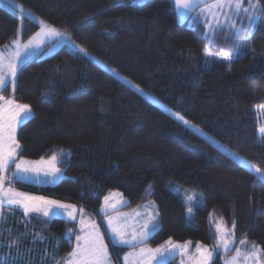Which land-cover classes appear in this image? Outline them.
Returning <instances> with one entry per match:
<instances>
[{"label": "trees", "instance_id": "obj_1", "mask_svg": "<svg viewBox=\"0 0 264 264\" xmlns=\"http://www.w3.org/2000/svg\"><path fill=\"white\" fill-rule=\"evenodd\" d=\"M10 2L67 34L103 63L62 46L44 58L31 57L17 70L15 91L8 84L0 92L32 109L31 119L17 129V159L56 156L62 171L54 184L13 181L14 188L75 205L100 225L98 209L111 192L127 200L124 210L152 202L160 226L143 243L152 248L171 240L215 249L221 224L237 244L248 240L264 249V179L247 166L264 170V144L257 131V110L264 106V26L259 21L247 39L254 51L222 63L211 61L212 54L236 52L238 41L245 40L243 29L252 22L237 18L239 31L206 37L204 23L192 20L197 9L179 23L173 0H145L139 6L130 0ZM4 4L0 47L15 40L26 43L39 24ZM106 67L183 116L198 132ZM169 183L203 196L205 205L195 209L192 224ZM6 219L13 230L26 225L44 237L45 242L30 235L20 243L28 264L29 249L34 264L55 251L50 264H56L74 248L78 226L73 221L57 217L47 222L19 210L7 211ZM125 248L111 251L116 263ZM217 252L214 264H222ZM166 264H179V258Z\"/></svg>", "mask_w": 264, "mask_h": 264}, {"label": "snow or ice", "instance_id": "obj_2", "mask_svg": "<svg viewBox=\"0 0 264 264\" xmlns=\"http://www.w3.org/2000/svg\"><path fill=\"white\" fill-rule=\"evenodd\" d=\"M130 2L134 6H139L143 4L144 0H130ZM200 3L204 4L202 14L205 10H208L210 13L204 23L205 27L211 30L212 36H215L219 32H224L227 36L232 34V30L239 31L240 25L237 24V18L241 21L247 19L252 22L248 24L246 29H243L246 32L245 40L251 36L254 23L259 21L261 26H264V0H212L211 3H207L206 0H199V2L197 0H175L176 8L183 9L185 13L194 11L196 7L200 6ZM213 21L215 22L213 23ZM41 24H44V22L41 21ZM225 29L228 31H225ZM63 36L64 33L58 31L55 27L45 25L36 34V37L29 40L27 44L21 46L20 41H15L16 50L11 57H8L5 62L6 58L0 56V92L6 89L8 76L12 77L13 91H15L16 77L18 75L17 64L24 53L33 47L39 48L46 37L50 39L52 37ZM73 46L78 48L80 53L88 55L84 47L78 44H74ZM252 51L254 50L247 48L240 54L246 56ZM223 59L231 61L232 57L228 52H225L223 53ZM113 71L115 72V70ZM125 83L130 84V81L125 80ZM137 91H142V89H139L137 86ZM31 113L32 109L30 105L17 103L14 98L0 94V209L4 205H11L13 206V210L15 208L21 209L25 217H29L32 213L42 214L48 218L47 222L60 217L62 213L59 210L62 209L64 210V215H67L70 220H75L77 210L74 205L64 204L57 200H48L43 196H33L24 192H18L12 187L13 181H27L30 178V173L35 174V182L37 183L41 182L39 179L41 172L44 176L53 178H56L60 173V169L55 167L56 156H53L51 161L48 162H45L43 159L35 162L20 159L17 162V150L21 148L17 140V128L31 119ZM176 115L177 119L182 120L185 125L190 124L183 116ZM257 131L259 133L260 143L264 144V124L259 126ZM232 155L235 156L236 154L233 153ZM13 163H15L16 172L8 175L7 173ZM252 167L264 179V170L255 165H252ZM6 184L8 185L7 187H5ZM104 201L105 204L102 206V210L107 207H115V204H110V197L105 196ZM80 211L82 212L83 209H80ZM188 211L191 213L192 209L189 208ZM2 216L3 212L0 210V217ZM108 226L113 233L111 237L113 244L118 242L120 245H132L134 241L138 244L144 243L147 237L158 229L159 223L156 220L155 214H149L143 225L144 230L139 234L133 233L131 240L126 238V234L121 231L120 227L114 226L112 217H108ZM91 227L92 231L90 232H84V227L81 228L82 234L76 235V246L68 254L70 259H65L63 264H110L107 246L103 243V237L100 234L99 227L95 224ZM71 231L72 229H69V232ZM217 232H221L219 226L217 227ZM37 238L44 239L43 237H39L38 234ZM218 240L222 243L224 251L227 252L231 246L227 234L218 236ZM58 243L59 241H57ZM189 243L173 244L169 240L166 242L167 247L161 245L155 249L142 248L138 254L140 256L139 264H153V261H157V264H163L160 258L171 256L177 250L182 257L181 264H185L183 257L188 253ZM240 243L243 245L246 244V241L241 240ZM8 247L10 250L15 249L18 257H24L25 253L22 251L18 241H12ZM196 251L199 255L189 256V264H214V256L218 255L216 249H208L202 244H197ZM28 253L29 264H34L30 258L31 249L28 250ZM241 256L244 264H249V262L251 264H264V249H259L255 245H253L252 251L245 252L243 255L241 249L237 248L236 255L231 260H226L225 264H239ZM11 260L12 257L10 255L8 258L0 259V264H11ZM50 260L55 261V251H53L50 258L45 253L42 264H50ZM125 260H127V256ZM56 264H61V262L57 261Z\"/></svg>", "mask_w": 264, "mask_h": 264}, {"label": "rangeland", "instance_id": "obj_3", "mask_svg": "<svg viewBox=\"0 0 264 264\" xmlns=\"http://www.w3.org/2000/svg\"><path fill=\"white\" fill-rule=\"evenodd\" d=\"M10 1L11 0H0V3H2V4L5 3L3 6H5L6 8H8L10 10H12L13 12H15L18 17H21V18L22 17H29V18H32L34 21H36L39 24V26H40V29H39L38 32H40L42 30V28L45 25H47L46 23L41 24L42 20H40L39 18L35 17L32 13H30L28 10H26L21 5L15 3V2L11 3ZM173 1H174V5H175V0H173ZM197 2H199V0H197ZM206 2L207 3H211L212 0H206ZM203 8H204V4L200 3V6L195 8V9H197V11H196V14L194 15V17L196 19H198L199 22H202V23L204 22L203 19H206L210 15L208 10H205V12L202 14V9ZM175 9H176L177 21L179 23L187 22L186 21L187 20V16L193 12L192 11L190 13H185L183 9L176 8V6H175ZM221 19H222V17H221ZM214 22L215 21H213V23ZM206 29L207 30L205 32V36L206 37L212 36L211 30L208 29V28H206ZM206 33H207V35H206ZM14 44H15V41H13L9 45L5 46L6 47V51L8 50V48L10 46H13ZM74 44H77V43L72 41L68 37L67 34H64L63 37H52L50 39L46 37V38H44L43 44H41L39 48H35V47L32 48V55L31 56H33L34 54H41L40 57L44 58L46 56H49V55L53 54L54 52H56L62 46H67V47L73 49L74 51H76L77 53H79L80 55L85 56L88 59H91L96 64H98L100 66H103V63H101L98 59H96L89 51H87L88 55H84V54L80 53L78 48H75L73 46ZM238 45L239 46L236 47V52H234V53L228 52L230 54V56L232 57V60L234 58H236L238 55H240L242 50H246L247 48H249V41H247V40L238 41ZM14 52L15 51L12 49L10 52L7 51L6 54L0 55V56L5 57L6 58L5 62H6L7 58L11 57V55ZM204 54H205V56H208L210 54V52L208 50H206V52ZM211 61H217V62H222V63L223 62H225V63H230L231 62L229 60L223 59V53H220V54L213 53ZM106 69L111 74H113L117 79L122 81L123 83H125V80L130 81V80L124 78L123 76L119 75V74L117 75V72H114L112 68L106 67ZM11 78H12L11 76H8L7 77V81L11 80ZM125 84L127 86H129L130 88H132L133 90H135L137 93L144 94L145 97L152 104L156 105L161 110H163V111H165L167 113L170 112V115L173 118H175L177 121H179L181 124H183L184 126L190 127L193 130H195V132H198L196 129L193 128L192 125H190V124L189 125H185L182 120L177 119V115L175 113H172L171 111H169V109L164 104L159 102L153 96L144 93L143 90L142 91H137V86L135 84H133L131 81H130V84L129 83H125ZM139 89H141V88H139ZM257 114H258V127H259L262 124H264V107H260L257 110ZM31 116H32V113H31ZM18 150H17V152H18ZM221 150L225 154L230 156V158H232V159L236 158V155L233 156L232 155L233 153L226 152V149L221 148ZM51 159H46L44 161L48 162V161H51ZM19 160L20 159H17V162ZM23 160H25V159H23ZM25 161L35 162V161H30V160H25ZM247 166L259 178H261L260 174L256 173L254 167H252L250 165H247ZM55 167L58 168L56 166V162H55ZM15 172H16L15 163H13V164H11L10 169H9L7 174L11 175L12 173H15ZM61 176H62V171L61 170H60V173L56 176V178L44 176L43 173L41 172L40 176H39V179H40L41 182L37 183V182H35V179H36L35 174L30 173L29 174L30 178L27 181H21V182L34 184V185L35 184H37V185L54 184L61 178ZM45 181H47V182H45ZM7 186L8 185L6 184L5 187H7ZM168 187L171 190H173V192L176 193L181 198L183 203L185 204L186 210H187L188 223L192 224V222H193V214H194L195 209L198 206H204L205 205L203 196L199 192H197L195 190L183 188V187H181V186H179L177 184L169 183ZM16 191L22 192V191H19V190H16ZM27 194H29V193H27ZM29 195H32V194H29ZM33 196H36V195H33ZM107 196L110 197V204H115V207H107V208H104L102 210V206L105 204V201L103 200L102 205L98 209V214L100 216H103L102 217V221H101V225L98 224V222L95 221V219L92 218L91 215H87L84 212V210L81 212L80 211L81 208H79V207L74 205L76 207V210H77L76 211V219L75 220H71V221L75 222L78 225V229L79 230L77 231L76 235H81L82 234L81 233V228L82 227H84V232L92 231V227L91 226L93 224H95L97 227H99L100 234L103 237L104 245L107 246L108 257H109L110 264H139L140 256L138 254L140 253L141 249L142 248L155 249V248H152V247H150V246H148L146 244H143V243L142 244H138L135 241L133 242L132 245H120L118 242L116 244H113L112 239H111V237L113 236V233H112L111 228H109V226H108V217H112L114 226L120 227L121 231L126 234V238L131 240L132 236H133V233L139 234L140 232H142L144 230L143 229V225L146 222L149 214H155L156 215V220L159 223L158 212H157L156 206L152 202H148V203H145V204H143L141 206H138L136 208L124 210L123 207L127 204V200L119 192H116V191L115 192H111ZM45 199L52 200L51 198H46V197H45ZM189 208L192 209L191 213H189V211H188ZM0 210H2V212H3V216L0 217V231H1V236H0V259L8 258L11 255L12 249L10 250L8 245L11 244V242L13 241V240H11L13 237L15 238L14 241H18L19 244L22 241L26 240V237L30 236V235L37 236V234H38L39 237H42L39 234V232H34L33 228H26V225H16L17 229H15V230L12 229L13 225H6V223L8 221L6 219V212L10 211V210H13V206L4 205V206H2V209H0ZM14 210H19L20 212L23 213V211L21 209H19V208H15ZM59 211H61V213H62V215L59 218L69 219L67 217V215L63 214L64 210L61 209ZM40 215H42V214H40ZM82 221H83V224H82ZM159 226H160V223H159ZM219 228L221 229V232L218 233V236H223V235L227 234V237H228V239L231 242V246H230V248H229V250L227 252L224 251L223 245H222V243H220V241L218 239H217V243H215L216 246L214 248L216 249V251H219L222 254V264H225L226 260H231L232 257L236 255V249L237 248L241 249L242 255L245 252L252 251L253 250V245L257 246V248L260 249V247L257 244H255V243H253L251 241H248V240H245L246 244L242 245L241 243H239L237 245V242H236L234 236H228V234H229L228 230H226L221 224L219 225ZM154 232H152L147 237V239ZM41 240H43V242H45L44 239H41ZM166 242H164L161 245H165V247H167ZM184 243L173 242V244H184ZM218 245H219V247H217ZM74 246H76V239H75V242H74ZM160 246H158V247H160ZM196 246H193L191 242L189 243L188 253H187V255L185 257H183V259L185 261V264H189V260H188L189 256H193V255H197L198 256L199 255L196 252ZM116 247L118 248L116 250H119V248H122V247H126L124 252H121L120 259H119V261L117 263H116V260L114 258L115 255L113 256L112 253H111V251L115 250ZM158 247H156V248H158ZM175 253L178 254V256L180 258L179 264H181L182 257L179 255V251L177 250V251H175ZM126 256H127V260H125ZM11 257H12L11 264H28L26 256L18 257L16 255V252H15V255L11 256ZM65 259H70L69 255L64 257L60 261L61 264H63V261ZM160 259L163 261V264H166L167 262H169V260H171V257L165 256V257H161ZM153 264H157V261H153ZM239 264H244L242 256H241V259L239 261ZM249 264H251V262H249Z\"/></svg>", "mask_w": 264, "mask_h": 264}, {"label": "crops", "instance_id": "obj_4", "mask_svg": "<svg viewBox=\"0 0 264 264\" xmlns=\"http://www.w3.org/2000/svg\"><path fill=\"white\" fill-rule=\"evenodd\" d=\"M190 15L191 14H189L188 16H187V19H189V17H190ZM192 20H194L195 22H197L198 21V19H196L194 16L192 17ZM203 21H205V19H203ZM199 22V21H198ZM204 23V22H203ZM204 25H205V23H204ZM36 36V35H35ZM34 36V37H35ZM33 39V37L30 39V40H32ZM15 41H20V40H15ZM21 43V42H20ZM28 42H26V43H21V46H23L24 44H27ZM16 50V44H14L13 46H10L9 48H8V52H10L11 50ZM7 51H6V47H0V55H3V54H6L7 53ZM32 55V49H30V50H28V52H26V53H24L23 55H22V57H21V59H20V61L18 62V64H17V70H18V68L23 64V63H25L26 61H28L29 59H31V57H33L34 55H36V54H34L33 56H31ZM10 85V87L11 88H13V85H12V78H11V80H9V81H7V85ZM19 127V126H18ZM13 185V184H12ZM13 187V186H12ZM14 188V187H13ZM15 190H17L16 188H14ZM53 200V199H52ZM61 203H63V202H61ZM65 204H67V203H65ZM34 215H36V216H42V215H40V214H37V213H32V214H30V216H34ZM42 217H44V216H42ZM44 218H46V219H48L47 217H44ZM66 220H69V221H71L70 219H66ZM78 226V225H77ZM159 228V227H158ZM79 230V229H78ZM77 230V231H78ZM74 242H75V240H74ZM238 245V244H237ZM206 247V246H205ZM74 248H75V246H74ZM208 249H210L209 247H207ZM197 252V251H196ZM168 257H171V260L172 259H174V258H179V256H178V254H176V253H174L173 255H171V256H168ZM215 257V256H214ZM179 260H180V258H179ZM170 261V260H169Z\"/></svg>", "mask_w": 264, "mask_h": 264}]
</instances>
